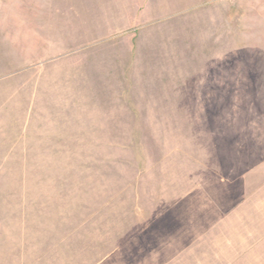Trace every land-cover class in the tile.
Returning a JSON list of instances; mask_svg holds the SVG:
<instances>
[{"label": "rangeland", "instance_id": "374dc122", "mask_svg": "<svg viewBox=\"0 0 264 264\" xmlns=\"http://www.w3.org/2000/svg\"><path fill=\"white\" fill-rule=\"evenodd\" d=\"M0 264H264V0H0Z\"/></svg>", "mask_w": 264, "mask_h": 264}]
</instances>
